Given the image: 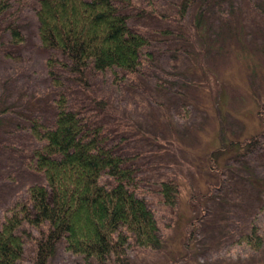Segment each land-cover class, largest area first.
<instances>
[{"label": "rangeland", "instance_id": "rangeland-1", "mask_svg": "<svg viewBox=\"0 0 264 264\" xmlns=\"http://www.w3.org/2000/svg\"><path fill=\"white\" fill-rule=\"evenodd\" d=\"M179 1H117L150 39L141 67L80 76L42 46L38 0H10L0 20V225L29 185L45 182L28 167L38 146L29 118L52 126L63 92L89 124L102 126L105 145L132 156L135 191L155 212L161 248L132 242L128 264H264V242L254 250L239 241L254 225L264 239V0H195L184 20ZM13 21L25 36L20 45L9 42ZM222 141L234 144L212 160ZM168 179L179 184L173 207L159 193ZM101 181L115 185L106 175ZM27 227L24 261L31 262L39 231ZM82 262L61 242L50 264Z\"/></svg>", "mask_w": 264, "mask_h": 264}, {"label": "trees", "instance_id": "trees-1", "mask_svg": "<svg viewBox=\"0 0 264 264\" xmlns=\"http://www.w3.org/2000/svg\"><path fill=\"white\" fill-rule=\"evenodd\" d=\"M117 1L38 0L42 46L59 52L66 59L64 65L80 76L108 71L116 74L117 70L137 73L150 39L130 26L129 16L121 12ZM194 4L195 0H180L178 19L184 20ZM11 7L10 0H0V20ZM199 14L198 23L203 16ZM7 28L11 44L24 43L16 21ZM54 61L51 54L48 66L52 75ZM55 109L52 126L39 116L29 118L28 130L38 146L31 151L28 167L42 174L45 182L29 185L27 199L6 208L0 225V264H50L61 242L68 252L83 257L82 264H128L132 242L140 248L159 250L158 221L147 201L135 191L136 170L127 164L132 156L105 145L102 126L89 124L71 108L65 93L55 100ZM257 138L255 135L247 143L253 146ZM227 145L222 141L211 159L222 156ZM103 175L112 178L115 185L102 183ZM159 193L162 202L173 207L179 184L173 179L162 181ZM261 210L264 212V205ZM27 226L39 231L33 238L31 262L24 261L25 239L31 238ZM239 241L258 250L264 239L254 225Z\"/></svg>", "mask_w": 264, "mask_h": 264}]
</instances>
